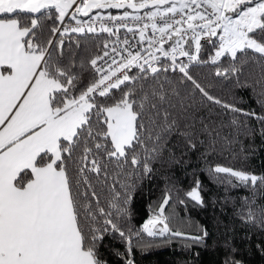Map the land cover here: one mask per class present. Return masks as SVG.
Here are the masks:
<instances>
[{"label":"snow or ice","instance_id":"6c2138e0","mask_svg":"<svg viewBox=\"0 0 264 264\" xmlns=\"http://www.w3.org/2000/svg\"><path fill=\"white\" fill-rule=\"evenodd\" d=\"M97 31L115 39L66 49ZM237 89L259 111L240 106ZM256 136L264 0H0V264H136L157 237L206 247L190 211L209 203L264 233V172L247 167L243 146ZM225 151L241 166L213 162ZM189 168L185 188L177 172Z\"/></svg>","mask_w":264,"mask_h":264},{"label":"trees","instance_id":"16d2710c","mask_svg":"<svg viewBox=\"0 0 264 264\" xmlns=\"http://www.w3.org/2000/svg\"><path fill=\"white\" fill-rule=\"evenodd\" d=\"M107 12H116L118 9L103 10ZM104 38V33L97 31L96 33H88L86 35H77L71 39H66L67 45L71 44L74 51L82 52L86 45L89 49L95 50L94 46L100 44ZM81 41V48H75V40ZM194 71L204 72L206 69H194ZM236 96L243 97V103L240 106L245 108H255L259 111V106L255 103V98L250 92L237 89L234 90ZM217 95H221L219 89L216 90ZM227 118V117H225ZM254 123V121H253ZM243 146L249 151V158L247 160V167L257 173L264 172V141L259 136L253 138L243 139ZM237 148L239 145L236 146ZM195 161V158L193 157ZM213 162L222 163L225 166L239 167L243 163L242 160H233L227 151L223 155L213 157ZM195 166V164L193 165ZM203 167V166H201ZM192 168L188 169V175L177 172L180 177V184L183 187H188L193 179L190 175ZM200 179L204 182L206 188L211 189L213 193L222 191L217 186L209 183V178L206 172L200 175ZM154 189V196L159 195V189L163 187L162 184L152 186ZM147 193V189H146ZM244 191L235 189L232 195L243 196ZM148 197L138 200L137 215L133 223L138 227L147 218L148 212ZM190 216L194 221L205 226L209 232L206 247H197L194 250L185 249L181 241L172 240L163 246L154 245L147 251H136V264H224L225 259L229 255H234L236 259L242 260L244 264H264V254L257 250V245L264 241V233L257 229H249L243 225L238 218L234 216L231 204L221 208L220 204L215 207L211 203L206 208L194 209L190 211ZM190 230V229H185ZM150 240H160L163 238H148ZM105 245H111L122 250L123 245L118 240L106 238ZM235 249V252H232ZM198 252V256L192 255V252ZM111 264H117L114 256L109 257Z\"/></svg>","mask_w":264,"mask_h":264},{"label":"built area","instance_id":"2783aa9c","mask_svg":"<svg viewBox=\"0 0 264 264\" xmlns=\"http://www.w3.org/2000/svg\"><path fill=\"white\" fill-rule=\"evenodd\" d=\"M103 12H104L105 15L108 13L107 11H103ZM111 13L113 15H118V14H121L122 11H116V12H111ZM80 18L81 19H85V20L88 19V17H83V16H81ZM97 29H99V22H97ZM120 36H121V38H123L124 36H128V38L131 40L132 37H133V34L132 33H127L125 29H121ZM112 39H115V38L114 37H110L107 33H104V38H103L102 42L104 40H112Z\"/></svg>","mask_w":264,"mask_h":264},{"label":"rangeland","instance_id":"374dc122","mask_svg":"<svg viewBox=\"0 0 264 264\" xmlns=\"http://www.w3.org/2000/svg\"><path fill=\"white\" fill-rule=\"evenodd\" d=\"M153 245L156 246H163L166 244V242L164 241V239H160V240H151Z\"/></svg>","mask_w":264,"mask_h":264},{"label":"water","instance_id":"95a60500","mask_svg":"<svg viewBox=\"0 0 264 264\" xmlns=\"http://www.w3.org/2000/svg\"><path fill=\"white\" fill-rule=\"evenodd\" d=\"M119 11H121V10H119Z\"/></svg>","mask_w":264,"mask_h":264}]
</instances>
